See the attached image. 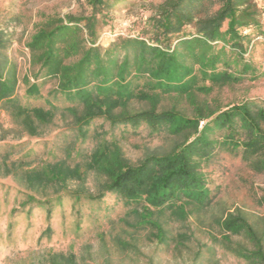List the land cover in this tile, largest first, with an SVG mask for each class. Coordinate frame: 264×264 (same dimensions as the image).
<instances>
[{
	"label": "rangeland",
	"instance_id": "374dc122",
	"mask_svg": "<svg viewBox=\"0 0 264 264\" xmlns=\"http://www.w3.org/2000/svg\"><path fill=\"white\" fill-rule=\"evenodd\" d=\"M88 1L0 0V31L10 42L6 54L17 65L18 103L27 108L54 110L51 123L42 127L38 135H30L0 106V148L12 152L9 160H16L20 170L64 163L69 168L77 167L79 174L61 188L38 183L30 187L24 178L8 174L0 166V264H257L233 251L239 246L250 249L247 239L228 234L229 244L225 243L219 226L229 214H239L262 232L264 244V171L253 170L239 149H217L209 161L202 163L201 172L210 194L206 206L182 202L184 215L177 208H150L154 211L152 219L164 232L162 239L157 237L154 226L137 223L134 210L140 212L144 202L126 204L109 194L98 200L87 198L101 193L108 182L106 174L88 168L103 146L118 149L127 165H136L148 156L172 152L192 140L193 134L171 136L165 128L150 129L145 124L110 128L96 120L84 128V136L78 135L75 117L82 114L83 105L77 98L57 91V78L44 75L38 60L40 51L28 47L32 36L54 26L46 27L49 20L66 23V16L83 18L77 24V37L66 41L78 39V51L64 64L75 63L88 48L96 49L103 60L114 52L119 63L126 40L143 41L169 52L175 48L183 54L184 47H177L179 40L201 38L192 23L184 25L178 35L156 41L153 19L165 0H103L97 7ZM213 1L216 3L210 11L218 7V1ZM251 2L258 11L257 24L242 29L248 38L241 41L246 48L242 56L237 51L231 55L228 44L222 41L208 42L214 53L224 48L230 63L228 72L237 73L233 59L238 57L249 63L250 71L241 74L239 82L213 86L208 94L193 89L189 94L159 93L156 112L173 109L193 117L196 109L206 115L243 100H264V0ZM203 16L201 13L196 17ZM88 18L93 37L85 28ZM225 28L226 22L221 31ZM195 49L199 51V45ZM186 64L196 72L198 63L187 60ZM224 69L223 63L216 65L217 71ZM134 71L133 67L128 78L134 92H159L145 85L146 75H135ZM32 83L37 85L38 93L28 96L26 88ZM210 85L197 74L195 86ZM149 108L147 101L132 99L125 109L133 114ZM120 110L116 109L115 114ZM204 123L200 121L198 128Z\"/></svg>",
	"mask_w": 264,
	"mask_h": 264
},
{
	"label": "trees",
	"instance_id": "16d2710c",
	"mask_svg": "<svg viewBox=\"0 0 264 264\" xmlns=\"http://www.w3.org/2000/svg\"><path fill=\"white\" fill-rule=\"evenodd\" d=\"M217 1L218 7L214 11L209 10L216 3L213 0H165L157 7V15L153 19L157 42L160 38L178 35L184 25L192 23L197 34L201 36L179 40L177 47H184L183 54L175 48L169 52V49L160 50L143 41L126 40L122 45L124 55L119 63L114 52L103 60L96 49L88 48L75 63L64 64L65 59L78 51V39L70 43L66 41L77 37V24L83 20L71 16H66V23L61 19L49 20L46 27L54 26L42 28L28 43L31 51H40L38 60L44 75L58 79L57 91L75 97L82 103V114L75 117V130L78 135L84 136V128L96 120H102L110 128L145 124L150 129L165 128L171 136L184 132L193 134L192 140L182 143L172 152L148 156L136 165H127L118 149L110 150L107 146L97 151L88 164L89 169L106 174L108 182L101 193L88 195L87 198L98 200L109 194L121 198L126 204L144 202L140 212L134 210L139 218L137 223L157 228L159 239H162L164 232L152 219L154 211L150 208H177L184 215L181 210L182 202L194 203L198 207L206 206L210 202V194L201 168L202 163L209 161L217 149H239L242 159L253 170L264 171V100H243L206 115L201 113V109H196L193 117H186L173 109L162 112L155 110L159 93L189 94L193 89L208 94L213 86L239 82L241 74L250 71L249 63L238 57L233 59L234 65L238 67L237 73L228 72L226 67L230 63L224 48L214 53L213 46L208 42L222 41L225 45L228 44L231 55L237 51L242 56L246 48L241 41L248 39L242 29L257 24L258 11L255 4L251 0ZM88 3L97 7L103 4V0H89ZM201 13L204 14L203 17H196ZM224 22L226 28L221 31ZM85 28L88 36L93 37L90 19L87 20ZM197 45L199 51L195 49ZM9 46L7 36L0 31V106L8 111L13 120L19 122L23 131L38 135L42 127L51 123L54 110L27 108L18 103L17 65L6 54ZM130 52L132 56H129ZM187 60L198 63L196 72L192 65L186 64ZM219 62L225 66L223 71L216 70ZM133 67L135 75H146L147 87L159 92H134L128 79ZM197 74L211 85L195 86ZM37 93L38 87L35 83L26 88L28 96ZM132 99L147 101L150 108L130 114L125 108ZM118 108L121 110L115 114ZM200 121L205 123L199 129ZM11 153L10 150L0 148V166L8 174L24 178L30 187L38 183L61 188L69 180L79 177L77 167L69 168L64 163L20 170L16 166V160H9ZM46 214L49 215L48 209ZM219 226L225 243L229 244L230 234L243 235L251 245L250 249L239 246L233 250L238 257L264 264L262 232H257L239 214H229Z\"/></svg>",
	"mask_w": 264,
	"mask_h": 264
}]
</instances>
